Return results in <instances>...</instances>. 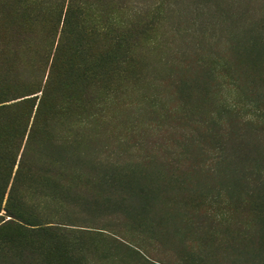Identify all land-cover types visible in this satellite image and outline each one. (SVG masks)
I'll return each instance as SVG.
<instances>
[{
  "label": "rangeland",
  "instance_id": "1",
  "mask_svg": "<svg viewBox=\"0 0 264 264\" xmlns=\"http://www.w3.org/2000/svg\"><path fill=\"white\" fill-rule=\"evenodd\" d=\"M0 264H264V0H0Z\"/></svg>",
  "mask_w": 264,
  "mask_h": 264
},
{
  "label": "trees",
  "instance_id": "2",
  "mask_svg": "<svg viewBox=\"0 0 264 264\" xmlns=\"http://www.w3.org/2000/svg\"><path fill=\"white\" fill-rule=\"evenodd\" d=\"M115 32H119V29H114V28H112ZM117 36H115V38L117 39V41H118V45L119 46H121V44H124V43H126L127 42V39H125V38H123L122 37V34H116Z\"/></svg>",
  "mask_w": 264,
  "mask_h": 264
}]
</instances>
